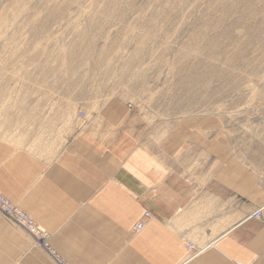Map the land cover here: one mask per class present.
Here are the masks:
<instances>
[{
	"label": "crops",
	"instance_id": "1",
	"mask_svg": "<svg viewBox=\"0 0 264 264\" xmlns=\"http://www.w3.org/2000/svg\"><path fill=\"white\" fill-rule=\"evenodd\" d=\"M36 62L0 76V193L60 260L183 264L192 244L184 264H264V176L216 117L147 128L123 95L91 109L38 88ZM0 264L57 262L0 214Z\"/></svg>",
	"mask_w": 264,
	"mask_h": 264
},
{
	"label": "rangeland",
	"instance_id": "2",
	"mask_svg": "<svg viewBox=\"0 0 264 264\" xmlns=\"http://www.w3.org/2000/svg\"><path fill=\"white\" fill-rule=\"evenodd\" d=\"M34 58L38 88L147 128L216 117L264 176V0H0V76Z\"/></svg>",
	"mask_w": 264,
	"mask_h": 264
},
{
	"label": "built area",
	"instance_id": "3",
	"mask_svg": "<svg viewBox=\"0 0 264 264\" xmlns=\"http://www.w3.org/2000/svg\"><path fill=\"white\" fill-rule=\"evenodd\" d=\"M82 115H84L82 113ZM263 208H259L255 210L251 217L254 219H259L262 215ZM0 211L4 214V216L8 217L9 220L18 227H23L31 233L33 237L40 238L42 240V245L46 251L52 254L53 258L57 262V264H67L64 261L60 260V258L53 253L52 249L49 246V234L41 229H39L34 222V220L28 216L25 212H23L18 206L8 200L4 195L0 193ZM148 217V215L146 214ZM144 225L142 223H137L133 226V231L138 232L142 229ZM187 256L183 262H189L199 254L205 251V248L197 249L192 244H187Z\"/></svg>",
	"mask_w": 264,
	"mask_h": 264
},
{
	"label": "bare ground",
	"instance_id": "4",
	"mask_svg": "<svg viewBox=\"0 0 264 264\" xmlns=\"http://www.w3.org/2000/svg\"><path fill=\"white\" fill-rule=\"evenodd\" d=\"M0 214L3 216V217H5L7 220H9V218L8 217H6V216H4V214L0 211ZM29 216V215H28ZM32 218V217H31ZM33 219V218H32ZM34 220V219H33ZM10 221V220H9ZM35 222V221H34ZM19 228H21V229H23L33 240H34V243L38 246V247H40L41 249H43L44 251H46L45 249H44V247H43V245H42V240L40 239V238H36V237H33L32 235H31V233H28V231L23 227V225H22V227H19ZM50 245V244H49ZM51 248V247H50ZM53 251V250H52ZM47 253H49L48 251H46ZM53 253L55 254V252L53 251ZM49 255L50 256H52V254L51 253H49Z\"/></svg>",
	"mask_w": 264,
	"mask_h": 264
}]
</instances>
